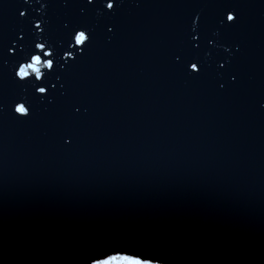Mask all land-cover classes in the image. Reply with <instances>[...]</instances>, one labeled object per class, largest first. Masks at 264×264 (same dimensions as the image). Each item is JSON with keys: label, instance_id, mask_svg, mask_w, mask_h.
Here are the masks:
<instances>
[{"label": "water", "instance_id": "water-1", "mask_svg": "<svg viewBox=\"0 0 264 264\" xmlns=\"http://www.w3.org/2000/svg\"><path fill=\"white\" fill-rule=\"evenodd\" d=\"M137 2L73 70L88 112L71 149L59 111L0 114V264H86L110 239L176 264H264V0H236L244 19L225 40L242 47L240 84L227 92L168 58L188 5L212 0ZM19 10L39 17L41 0H0V43ZM45 18L57 37L88 19L57 6ZM12 94L0 81V98Z\"/></svg>", "mask_w": 264, "mask_h": 264}, {"label": "snow or ice", "instance_id": "snow-or-ice-1", "mask_svg": "<svg viewBox=\"0 0 264 264\" xmlns=\"http://www.w3.org/2000/svg\"><path fill=\"white\" fill-rule=\"evenodd\" d=\"M54 6L75 8L88 19L62 22L57 37L52 21L45 18ZM124 6V0H60L57 5L41 0L39 17L19 10L18 31L0 43V81L13 93L10 99L0 98V114L10 111L12 118L23 124L41 113L59 111L66 118L59 139L63 147L71 149L77 141V125L88 112L86 101L70 91L73 70L96 47L101 31L108 43L116 37ZM136 6H140L139 0ZM188 7L181 38L168 53L171 67L189 81L212 83L219 92L237 87L240 73L235 62L242 47L226 42L225 37L241 26L243 5L236 0H212ZM209 9L215 16L212 27L206 20ZM117 257L128 258L130 264H176L147 253L136 242L121 239L105 241L86 264H107Z\"/></svg>", "mask_w": 264, "mask_h": 264}, {"label": "clouds", "instance_id": "clouds-1", "mask_svg": "<svg viewBox=\"0 0 264 264\" xmlns=\"http://www.w3.org/2000/svg\"><path fill=\"white\" fill-rule=\"evenodd\" d=\"M107 264H130V260L128 258L117 257L107 262Z\"/></svg>", "mask_w": 264, "mask_h": 264}]
</instances>
